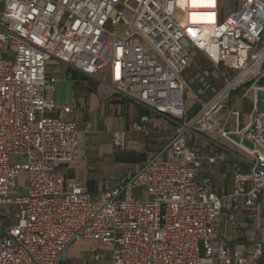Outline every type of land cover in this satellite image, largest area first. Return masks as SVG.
Segmentation results:
<instances>
[{"label": "built area", "instance_id": "2783aa9c", "mask_svg": "<svg viewBox=\"0 0 264 264\" xmlns=\"http://www.w3.org/2000/svg\"><path fill=\"white\" fill-rule=\"evenodd\" d=\"M0 5V207L15 210L0 226V264H61L79 241L111 244L109 255L92 256L110 264H262V240L246 254L224 242L217 220L240 199L252 209L264 190V96L242 128L231 132L219 118L233 91L251 83L264 92L256 86L264 79V0H239L227 17L222 0ZM198 58L206 66L193 69ZM53 59L172 120L170 155L147 160L98 195L66 179L60 167L73 161L90 127L80 129L67 118L72 106L48 98ZM189 95L199 105L192 115ZM205 133L252 157L247 171L235 172L231 193L218 194L202 173L227 158ZM114 144L125 150L127 131Z\"/></svg>", "mask_w": 264, "mask_h": 264}, {"label": "crops", "instance_id": "0c3cea01", "mask_svg": "<svg viewBox=\"0 0 264 264\" xmlns=\"http://www.w3.org/2000/svg\"><path fill=\"white\" fill-rule=\"evenodd\" d=\"M47 73L49 77L56 78L55 89L48 92V98L53 99L58 108L72 106L73 112L67 118L76 122L80 129L90 127L82 135L73 161L60 167L66 179H75L79 184H85L89 192L98 195L117 182L125 181L147 160L154 157L164 159L170 155L166 147L176 127L172 120L127 96L112 92L96 78L56 59L48 62ZM224 83L225 80H220L217 85L222 87ZM250 86L251 83L233 91L219 114L231 132L249 123L255 105H263L264 92L255 91ZM256 86H264V79ZM188 97L194 99L190 95ZM187 104L196 108L190 99ZM187 112L193 114L195 110L187 108ZM232 117L234 124L230 126ZM147 128H150V133L145 132ZM119 131H127L125 150L116 149L114 144ZM213 135L210 138L227 150V158L210 168L205 167L202 173L211 177L218 194L231 193L234 190L235 172L247 171L252 157L229 140L218 134ZM247 142L245 144L250 146ZM217 226L227 245L239 248L246 254H251L255 243L262 240L261 262L264 264V190L252 209H248L242 199L238 201L236 211L225 207L217 220Z\"/></svg>", "mask_w": 264, "mask_h": 264}, {"label": "rangeland", "instance_id": "374dc122", "mask_svg": "<svg viewBox=\"0 0 264 264\" xmlns=\"http://www.w3.org/2000/svg\"><path fill=\"white\" fill-rule=\"evenodd\" d=\"M238 1L239 0H222V13L224 17H227L232 12L234 5H238ZM204 66H206V62L198 58L193 65V69H199ZM189 99L194 103V106H196V108L189 107V105L187 104L188 110H192V111L195 110L196 112L199 109V105L197 101L192 99L191 97H188L187 101ZM189 115H192V114H189ZM233 117L230 120V126L234 124ZM204 135L207 137H211V136L214 137L212 133H205ZM232 137L236 138L235 135H232ZM27 161H28L27 157H23V156H13L12 157V162L26 163ZM10 209H11V206L0 207V226H9L12 220L15 219V210L11 214L10 212H8ZM111 250H112V245L108 243H101V242H96V241L75 242L70 246L66 257L62 261L61 264H110V261L108 260L94 261L92 259V256L95 253L109 255Z\"/></svg>", "mask_w": 264, "mask_h": 264}]
</instances>
